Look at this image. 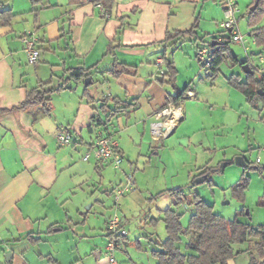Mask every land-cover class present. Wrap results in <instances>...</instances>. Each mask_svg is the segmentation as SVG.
<instances>
[{"label": "crops", "instance_id": "crops-1", "mask_svg": "<svg viewBox=\"0 0 264 264\" xmlns=\"http://www.w3.org/2000/svg\"><path fill=\"white\" fill-rule=\"evenodd\" d=\"M6 9L13 15L8 23L0 19V109L22 102L39 82L57 84L71 67H92V80L111 87L105 95L132 103L122 112L112 134L124 156L122 166L129 153L122 147L119 132L127 135L128 145L135 146L132 154L138 155V160L146 150L173 158L177 152L181 169L195 167L199 154L211 151L212 143L227 150L235 148L236 154L244 156L240 135L248 139L250 148L264 146V114L261 119L254 118L245 108L247 104L253 108L261 105L250 102L229 80L234 75L245 81L248 73L244 76L235 67L227 73L221 64L217 76L210 78L209 64L197 58L200 46L212 47L214 40L220 43L217 38L226 39L216 31L224 18L217 0H115L111 10L96 0H0V12ZM197 20L196 36L166 40L168 32L192 28ZM27 31L38 38L41 54L36 63L28 61L21 39ZM247 42L245 38L249 51ZM112 44L116 48L111 53L108 47ZM250 58L248 55L251 64ZM170 60L177 70L174 85L166 76ZM115 62L135 67L137 72L113 77L109 70ZM69 84L71 87L51 94L49 113L39 107L0 112V264H87L98 253L93 240L96 231L89 225L88 211H83L90 201L101 204L99 210L105 217L101 233L109 239L106 227L116 207L106 209L102 199H93L94 192L104 188L103 192L114 196L123 181L108 189L106 184L113 178L106 167L114 166L94 157L84 160L105 128L89 129L97 96L90 102L83 95V81ZM183 92L179 100L183 116L173 134L154 138L151 122L156 113L169 96ZM58 132L71 133L72 142L60 145ZM226 161L225 166L231 159ZM122 166L127 181V176L133 175L132 167ZM161 196L156 199L158 217L151 219L154 227L147 233L136 230L134 241L127 231L120 242L118 250L125 246L129 255L126 264H158L153 251L167 237L164 212L169 207L176 209L171 194ZM124 218L127 229L126 215ZM182 239L179 245L184 250L187 237ZM257 242L252 237L233 244L234 256L228 264H249L254 254L263 259ZM133 245L138 253L129 252Z\"/></svg>", "mask_w": 264, "mask_h": 264}, {"label": "rangeland", "instance_id": "rangeland-1", "mask_svg": "<svg viewBox=\"0 0 264 264\" xmlns=\"http://www.w3.org/2000/svg\"><path fill=\"white\" fill-rule=\"evenodd\" d=\"M253 2L254 0H238L239 10L236 13L239 29L248 40L246 45L249 46V51L245 49L244 44H237L234 41H229L227 39L228 37L231 38V33L229 31H224L221 26H218L216 30L220 31L218 32L219 35L222 34L226 37L222 43L229 41V48L227 51L229 56L221 66L223 71L227 73L230 72V68L235 67L244 76L246 75L242 65L236 63L233 55L243 61L247 60L248 55H250V62L253 66L259 65L264 67V62L260 63L259 61L260 56H262L264 60V46L256 43L254 34L249 35L253 28L264 27V6L263 11L260 12L254 25L250 26L249 17L251 4ZM223 20L224 18L222 17V20L220 21ZM255 76L258 78L262 77L258 72H256ZM110 88V86L102 85L96 81H93V83L89 85V93L98 98L96 101L97 107L101 103L103 95L110 93ZM255 99L261 107L253 108L251 105L247 104L245 105V108L248 114L253 115L254 118L261 119L259 116L261 113L264 114V99ZM98 113L102 115L101 112ZM263 119L264 118H262L261 121ZM118 136L121 139L122 147L125 149L126 153H129L127 156L128 160L125 161L123 166L129 165L132 167L130 171L133 173L136 180L135 189L121 196L118 201L120 204V210L118 213H120L121 216L123 215V218L124 215H126V230L129 231V237L133 239V241L135 240L134 236L136 230L147 233L148 230H151L154 227L151 223V219L158 217L156 199L159 197L163 198L161 195L165 193L170 194L168 190L176 187H182L184 189L187 199H193L195 194L200 195L202 199L214 206L217 213L224 215L228 219L238 217L239 220L256 226L264 223V205L259 203L260 197L264 193V150L257 146L253 148L248 147L249 141L243 135H240V139L243 143H239V145H241V149H246V152H243V150L241 151L244 157L251 163L250 167H242L235 163V159L239 155L236 154L235 148L227 150L219 145L215 147L212 143L211 151L208 150L207 154H199L198 161L196 162L197 165L195 167L188 166L185 169H181L179 163L180 158L177 152L176 154H173L175 156L173 158L171 154L166 156L162 153H155L154 150H146V152H142L139 156L140 159L138 160V155L134 156V154H132V148L134 149L135 146L131 143L128 145L129 138L127 135L123 132H119ZM261 145H264V142ZM258 157L261 159L259 163L256 162ZM227 159H231V162L224 167V170H222V166L224 163H227ZM255 166H259L260 169H255ZM106 168L110 177L113 178L111 180L112 183L110 182L109 184H106L108 189L112 188V186L120 179L123 181L122 186L125 185L126 175L122 173V168H115L112 166ZM201 169H210V179L197 183L196 179L199 175H195H197ZM189 173H192L191 177H188ZM243 177L249 178V184L245 189L244 195L241 196L233 190V187ZM97 189L94 192L93 199L99 197L104 201L106 209L112 205L111 211L115 210L113 207L115 206L114 196H109L107 192H103L104 188ZM91 203H93L92 208L89 207ZM100 205L95 201H90L83 207V211H88L90 227H94L96 231L93 240L98 249V253L95 256H92L87 264H110L108 254L105 252L104 248L108 237L102 236L101 233L104 224L103 218L105 219V217L99 210ZM176 209L178 212L182 213V224H187L193 206L186 201L176 206ZM247 211H249V213ZM162 222L163 221H161V224L164 225ZM157 229L159 228L157 227ZM118 249L115 252L117 264L118 260L120 261V264H126L125 262L128 261L129 255L125 253V246H123L120 251ZM138 251L139 250L135 248V245H133V248H129L130 253H138ZM118 253L121 255V258Z\"/></svg>", "mask_w": 264, "mask_h": 264}, {"label": "trees", "instance_id": "trees-1", "mask_svg": "<svg viewBox=\"0 0 264 264\" xmlns=\"http://www.w3.org/2000/svg\"><path fill=\"white\" fill-rule=\"evenodd\" d=\"M103 2L108 10H111L114 6L115 0H96V2ZM256 2V0H254ZM251 4V7L254 5ZM264 0H258V5L255 10L250 11L249 24L253 26L261 11H263ZM12 12L10 9H6L0 12V19L3 22L8 23L12 18ZM199 27V21L197 20L192 28L185 30H175L168 32L166 40L172 38L184 37V36H196V31ZM251 34H254L255 41L258 45L264 46V27L253 28ZM203 43L208 44L207 40L203 37L199 38ZM229 41L231 39H228ZM229 41L224 43H216L212 47V61L208 66L210 78H214L219 73L220 65L227 60L229 56L227 54L229 48ZM40 48V47H39ZM116 48L115 45L108 47V52H113ZM236 63L243 65L249 63V60H240L237 56L233 55ZM168 72L166 76H169L168 82L174 85L176 80L177 70L173 61H167ZM90 68L86 67H71L66 70V73L59 77L57 84L52 85V81L39 82L36 87L28 90L25 99L19 104L11 107L0 109V112H12L15 110H31L33 108H42L45 113H49L52 110L51 94L57 91L65 89L72 81H83L85 88L83 95L89 97L92 102L93 97L88 91V87L93 83L91 78ZM253 73H248L245 81H241L238 76H231L230 82L238 87L243 93L246 94L249 101L255 104L256 99H264V95L258 93V89H263L264 77H256L257 70L253 68ZM137 72L135 67L128 66L119 62H115L109 73L113 77H118L121 74H135ZM91 78L90 84H86L85 79ZM186 92V90H184ZM183 93L176 96H169L168 102H178L183 96ZM132 103L123 101L119 96L103 95L101 103L96 109V113L92 116V123L89 129L95 127H104L105 134L111 135L114 133V128L118 125V119L122 116L123 111L129 110ZM98 112H101L100 115ZM247 160V159H246ZM248 167H250V162ZM256 169H260L259 166H255ZM210 169L204 170L199 175H207V180L210 179ZM249 184V178H241L233 190L243 196L245 189ZM171 196L175 198L174 206H178L184 202H188L193 206V212L190 215L189 221L186 226L181 222L182 214L179 213L173 207H169L164 212V221L166 224L167 237L165 240L159 243V248L153 251L154 255L158 258V264H228L229 260L233 258L234 251L232 245L235 243H244L250 238L255 237L258 239L256 247L260 256H264V224L253 227L248 222H243L235 217L234 219H228L217 213L214 206L198 194H195L193 199H187V195L182 187H176L168 190ZM259 203L264 205V193L261 195ZM112 237V234L108 235ZM187 237V241L184 243V250L179 245L183 239ZM125 236H118V240L123 241ZM249 264H264V258L258 259L256 255H252Z\"/></svg>", "mask_w": 264, "mask_h": 264}, {"label": "built area", "instance_id": "built-area-1", "mask_svg": "<svg viewBox=\"0 0 264 264\" xmlns=\"http://www.w3.org/2000/svg\"><path fill=\"white\" fill-rule=\"evenodd\" d=\"M217 1L222 5L224 11V20L221 22V27L224 30L230 31L231 41L244 44L245 36L239 30L238 18L236 14L239 10L238 0ZM21 39L25 45L28 61L30 63H36L39 60L41 54L40 48L38 47L37 36L33 31H27ZM217 39L219 42H222L221 37ZM212 51L213 48L211 46L202 45L197 50V58L203 64H210L212 61ZM259 61L260 63L264 62L262 57H260ZM250 66L255 68L257 72L260 73L262 77H264V67L259 65L253 66L251 64ZM182 116V104L180 101L167 102L166 105L156 113L154 120L151 122V131L154 138H168L171 134H173ZM56 138L60 145L69 144L73 140V136L69 132H58ZM262 149H264V146H262ZM91 157L103 162H108L115 168H120L124 162V156L120 149L118 140L115 137L106 134H102L98 137L96 142L91 146L90 151H88L83 158L84 160H89ZM256 162H260V157L257 158ZM134 186V176L129 174L127 176L125 185L118 187L115 191L114 198L116 212L110 216L107 224L108 235L112 234V237H109L105 245V252L108 254L110 264H117L115 252L120 247L118 236H126L127 234V230L123 225V217L120 215V213H118V201L121 196L132 191Z\"/></svg>", "mask_w": 264, "mask_h": 264}, {"label": "water", "instance_id": "water-1", "mask_svg": "<svg viewBox=\"0 0 264 264\" xmlns=\"http://www.w3.org/2000/svg\"><path fill=\"white\" fill-rule=\"evenodd\" d=\"M257 5H258V0H256L255 4L251 7V10H255L256 7H257ZM214 44H216V41H215V40L212 42L211 45L213 46ZM242 68H243V70H244L245 73H253V69H252V67L250 66L249 63H244V64L242 65ZM85 82H86V84H90V82H91V78H90V77H87V78L85 79ZM68 87H71V84H69ZM258 93H259L260 95H264V89H261V88L258 89ZM235 163H236L237 165H239V166H242V167H247V166H248V162H247V160L245 159L244 156H241V155H239V156L236 157V159H235ZM224 167H225V163H224L223 166H222V170H224ZM206 178H207V175L204 174V175H202V176H199V177L196 179V182H197V183L204 182V181L206 180ZM247 212H249V211H247ZM7 255H11V253H8ZM6 257L8 258V256H6Z\"/></svg>", "mask_w": 264, "mask_h": 264}]
</instances>
